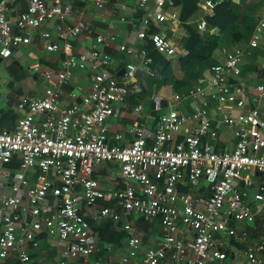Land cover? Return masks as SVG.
Returning <instances> with one entry per match:
<instances>
[{"label":"built area","instance_id":"obj_1","mask_svg":"<svg viewBox=\"0 0 264 264\" xmlns=\"http://www.w3.org/2000/svg\"><path fill=\"white\" fill-rule=\"evenodd\" d=\"M26 10L14 21L9 14L14 11L17 0H0V58L7 60L13 50L23 42L21 34L28 29L36 30L48 17H63L70 13V6L49 8L47 0H21ZM263 8H264V0ZM140 10L154 6L153 15L141 18V25L148 29L151 23L162 25L177 20L178 15L168 13L165 0H136ZM220 0H200L203 15H210ZM103 7L101 1L96 2ZM84 29L83 24L66 26L55 39L43 33L44 49L48 53H61L63 66L69 69L89 70L93 76L92 86L81 104L59 107V95L48 88L42 95L23 96L17 103L18 118L11 131H0V166L8 165L14 156L20 158L22 174L35 172V184L31 185L23 175L16 178L10 191L0 179V260L17 255L18 264H32V260L19 247L28 242L37 247L36 236L41 231L56 237L64 243L65 258L87 257L95 247L90 226L86 221L84 208L92 210L93 216L109 217L119 222L120 214L111 213L108 208H97L106 195L94 179L96 168L104 163L116 164L119 168L121 188L110 195L123 216L137 214L145 221L157 220L161 226V242L149 248L142 258V264H264V237L257 243H250V235L236 236L229 227L230 219L254 221L250 207L244 203L246 192L234 189L236 181L244 180V174L253 172L260 178L256 203L264 206V119L257 107H247L250 98L254 105L264 101V80L254 88L229 82L228 78L239 71L248 49L258 48L264 35V10L257 18V24L247 48H238L224 63L211 68L210 79L205 87H198L189 97L200 104L190 114L171 107L161 115L153 131H146L143 125L131 130L129 144L118 145L110 141H121L119 134L109 135L106 122L115 118L118 111L115 103L122 101L127 88L134 83L139 67L148 76L151 60L144 52H136L126 45L119 51L127 56H141L139 65L125 66L122 82L110 72L111 58L96 50L89 56L76 53L72 40ZM200 32L206 30L201 18L197 23ZM215 34V30L210 31ZM139 40L147 38L154 50L167 59H176L166 30L146 35H136ZM98 45L103 37L97 38ZM35 72L41 73L38 67ZM69 78L66 71L58 75V86ZM157 110L161 109V98L153 99ZM214 102L217 111L234 109L237 115L221 113L219 123L234 129L235 145L230 151H214L205 139L213 130L208 110ZM140 109V107H139ZM181 138L176 141V138ZM53 172L56 182L52 180ZM186 180L190 191L178 193V184ZM204 183L209 195L196 194V188ZM77 190L80 191L77 194ZM24 192L25 199L22 198ZM59 201L53 217L46 215L44 203L48 198ZM23 217L32 222L19 231ZM129 253L120 258L118 264H133L140 240L132 236L129 224ZM19 233V234H18ZM226 242H237L244 248L229 254L224 249ZM56 264H66L58 262ZM83 264H89L84 261Z\"/></svg>","mask_w":264,"mask_h":264},{"label":"crops","instance_id":"obj_2","mask_svg":"<svg viewBox=\"0 0 264 264\" xmlns=\"http://www.w3.org/2000/svg\"><path fill=\"white\" fill-rule=\"evenodd\" d=\"M103 3L102 8L96 6V2ZM234 4L244 8L245 14L248 17L258 18L259 14L264 10L262 0H231ZM49 8L70 6V13L63 17H48V19L40 25L36 30L28 29L21 34L22 44L15 50L7 60L0 58V131H11L15 128L18 112L16 109L18 101L23 96L42 95L43 91L51 88L55 89L59 95V107H69L74 104H81L82 98L90 91L93 82L92 73L85 70L69 69L63 66L64 56L61 53H48L44 49L43 33H49L55 39L59 31L66 26H75L83 24L82 32L72 40V47L76 53L89 56L96 50H100L111 58L110 72L118 82H122L125 74V66L129 63L139 65L141 56H127L119 51L121 45H126L136 52H142L141 40L137 38V34L143 31L147 35L148 29L141 25V18L147 14L153 15V3L145 10L138 8L136 0H47ZM26 10V5L17 0L14 11L9 14L10 21H14L16 16ZM168 13L179 14L178 7L166 9ZM212 13L209 15L211 16ZM203 18V13L200 10L198 19ZM152 26L158 28L159 31H164L163 25L151 23ZM242 29V27H240ZM215 34L211 36H219L220 31L214 28ZM167 33V31H166ZM182 24H178L174 33L169 37L171 44L177 53L176 59H168L172 61L173 67L176 68V60L185 54L180 45V41L184 35ZM103 37V42L98 45L97 38ZM248 43L239 42L233 47L224 48L223 50L214 51L212 58L217 63H224L226 58L233 53L234 50L247 48ZM258 49L263 52L254 59V72L245 74L246 67L249 65L246 57L238 73L228 78L229 82L240 84L246 88H254L264 80V35ZM252 49H248L249 52ZM144 52V51H143ZM145 54V53H144ZM246 55V56H249ZM38 67L41 73L35 72L34 68ZM138 72L135 76V81L127 90L122 101L115 103L114 107L118 111L115 118L107 120L106 125L109 128V135H121V141L112 144L126 145L132 140L131 130L137 125H143L146 131H153L158 118L163 115L159 114V110L153 107L152 100L155 95H152L153 89L147 90L146 86L138 83V76L142 73V67L138 66ZM211 70V69H210ZM210 70L205 73V78L210 79ZM66 71L69 78L65 84L58 86V75ZM123 72V73H122ZM152 77V76H151ZM205 87V86H204ZM152 95V96H151ZM171 107L179 112H192L198 102L193 101L189 95L177 97L171 101ZM169 106V103H168ZM167 106V109H168ZM140 107V109H139ZM247 107H257L261 117L264 119V101L258 105H254L250 98L247 99ZM166 109V111H167ZM208 110L213 122V130L206 137L205 141L214 151H230L235 145L234 129L219 123L221 113L227 115H237L239 112L234 109H225L223 112L217 111L216 104L211 102ZM165 111V112H166ZM181 138L177 137L176 141ZM264 156V151L260 152ZM54 182L53 172L49 173ZM27 178L31 185L35 184V172L27 171L22 174L20 170V158L14 156L12 161L6 166H0V179L5 183L6 192L10 191L11 185L16 178L21 176ZM94 179L98 181L106 197L97 204V208H108L111 213L120 214L119 222L113 221L109 217L93 216L92 210L84 208L86 221L90 226V232L93 239L94 251L87 257H78L75 259L65 258L64 243L56 237L49 236L46 231H41L36 236L38 243L37 247L31 246L30 243L24 242L20 245L19 250L25 252L32 260V264H56L65 262L66 264H83L87 261L89 264H118L121 257L129 253L128 232L124 230V226L129 224L132 228V236L140 240V246L136 251V257L132 259L133 264H142V258L149 248L158 246L161 242V226L159 221H145L137 214L125 217L122 211L117 208L111 200L110 195L113 191L121 188V178L119 168L113 163H104L98 166L93 174ZM244 180L236 181L234 189L238 192H246L248 198L244 203L250 207V213L254 219L252 223L244 221H236L230 219V215L222 214L221 219L228 220L229 227L234 230L238 237L243 233L250 235V243H257L264 237V206L261 203H256L253 196L257 193L260 178L253 172H248L243 176ZM178 193H188L190 188L187 181H181L177 186ZM196 194L208 196V187L202 182L196 188ZM80 191L77 190V194ZM22 198L25 199L24 192ZM59 201L52 197L48 198L44 203L46 215L53 217L56 212V207ZM32 222L31 217H23L22 223L19 225V231L25 228L26 223ZM262 224L261 228L258 224ZM19 234V233H18ZM244 246L237 242H226L224 249L229 254H236L238 250H242ZM264 262V254L261 256ZM0 264H18L17 255L11 254L10 258L0 260ZM163 264H176L172 261H167Z\"/></svg>","mask_w":264,"mask_h":264},{"label":"trees","instance_id":"obj_3","mask_svg":"<svg viewBox=\"0 0 264 264\" xmlns=\"http://www.w3.org/2000/svg\"><path fill=\"white\" fill-rule=\"evenodd\" d=\"M200 0H165V9L179 8L177 20L164 22L162 25L170 37L178 24H182L185 31L180 45L185 54L176 60V68L172 61L154 50L151 42L145 38L141 40V47L145 56L151 60L149 69L153 76L146 75L143 71L138 76V83L146 86L147 90L153 89V94L161 98V109L159 114H164L168 103L177 97L189 95L198 87L207 85L205 73L217 63L212 55L216 50L233 47L239 42L248 43L257 24L256 18L248 17L244 8L234 4L231 0H220L213 9L212 15H203L206 22V30L200 32L197 23L200 13ZM242 27V29H240ZM217 28L219 36H211L209 31ZM159 32L158 28L150 25L147 35ZM263 54L258 48L252 49L250 55L246 56L249 65L246 74L254 72V59ZM151 95V96H152ZM154 107V102L152 100ZM261 228L262 224H258Z\"/></svg>","mask_w":264,"mask_h":264},{"label":"rangeland","instance_id":"obj_4","mask_svg":"<svg viewBox=\"0 0 264 264\" xmlns=\"http://www.w3.org/2000/svg\"><path fill=\"white\" fill-rule=\"evenodd\" d=\"M242 64H243V62H242ZM242 64H241V66H242ZM241 66L239 67V69L241 68Z\"/></svg>","mask_w":264,"mask_h":264},{"label":"water","instance_id":"obj_5","mask_svg":"<svg viewBox=\"0 0 264 264\" xmlns=\"http://www.w3.org/2000/svg\"><path fill=\"white\" fill-rule=\"evenodd\" d=\"M123 73V72H122Z\"/></svg>","mask_w":264,"mask_h":264}]
</instances>
